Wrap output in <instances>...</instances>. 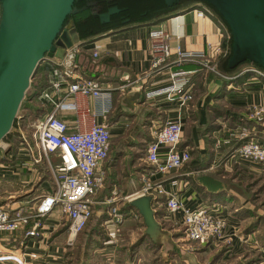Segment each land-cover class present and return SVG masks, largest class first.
Returning a JSON list of instances; mask_svg holds the SVG:
<instances>
[{
  "label": "crops",
  "instance_id": "crops-1",
  "mask_svg": "<svg viewBox=\"0 0 264 264\" xmlns=\"http://www.w3.org/2000/svg\"><path fill=\"white\" fill-rule=\"evenodd\" d=\"M193 9L202 10L203 14H197L196 10ZM157 27H162L170 33L169 43L171 46L179 43L185 50H202L208 45L217 43L222 45L223 40L227 39L229 35V30L223 20L209 7L198 3L192 8H186L156 21L129 24L118 30L97 35L90 40L79 39L81 44L74 43L66 49V51H74V66L72 67L74 76L95 78L102 88L111 92V110L106 114V117L97 116L96 121L106 122L111 133L115 131L125 143H128V150L123 152L120 157H116V160L128 157V170L133 169L138 176L137 180L131 177L121 184L117 183L115 179L110 177V174L113 173L118 162L111 160L109 153V157L102 167L104 172L103 185L94 195L92 216L98 214V211L94 212V208H102L103 210H99L100 226L105 225L106 228H113L115 223L110 220L108 214L110 202L106 199H115V196H110L114 192L119 199L116 206L122 207L130 198L140 194L138 189L141 185V177L148 174L151 179L161 181L166 188L171 189L179 198L190 205L201 203L218 205L227 220L226 239H231V251L238 253L244 247L241 238L237 236L242 219L239 212L236 211L244 206L250 207V204L247 201L243 202L244 195L233 196L231 185L226 182L223 170L231 169V167L226 168L228 167L227 164L230 166L237 164L243 169L247 168L256 174H260L264 173V166L229 159L228 152L231 148L224 141L230 136V132L238 126L242 124L251 125V122L245 120L243 115L253 104H264V79L253 77L249 72L240 73L241 69L230 79L223 78L213 71L198 74L193 88V99L187 108H178L175 103L167 101L163 95L148 96L147 91L167 84L170 80L168 70L149 72V55L147 53L151 43L149 30ZM94 50L97 51L95 56L93 55ZM49 60L53 65L64 67L63 58L53 56ZM181 65L185 68L198 67V64L193 61H184ZM171 67L173 69L178 66L172 64ZM49 70L50 64L41 62L32 76L33 88L30 93H34L40 84L45 83L39 93L31 95L29 99L31 102L36 100L37 107H39L37 117L51 110L52 107L51 103H47L39 97L40 92L48 87ZM120 84H127L124 91L119 89ZM135 92H138L135 99L132 101L125 99L126 95ZM88 103L91 109L98 107L93 97L88 98ZM61 115L70 125L74 123L76 118V113L73 111H62ZM178 115L183 122V137L179 143V148L189 149L190 159L179 168L166 174L151 173L152 167L144 159L146 144L153 138L150 129L154 125L158 126L163 123L166 118H175ZM256 127L258 134L264 135V127L257 124ZM217 140L220 141V146L216 145ZM138 146H141L140 153H138L139 148L137 150L134 148ZM12 152L16 153V151ZM18 153L13 158L18 162L14 161L7 168L0 167V175L14 178L22 182L23 185L28 184L27 188H29L33 184V175L36 174L31 169L38 164L32 163L29 158H22L21 154ZM133 157L137 161L141 160V162L136 163ZM1 159H3L2 152H0ZM222 161L225 166L224 169L221 168ZM133 172H129V174L132 175ZM207 175L213 176L218 183L211 184L205 178ZM42 185V187L47 186V183ZM35 197L29 195L27 198L22 197L20 199H30L33 202ZM156 197L158 200H154L152 203L153 207L158 210L156 218L162 224L163 229L170 234L171 242L174 244V247L167 252V259H164L161 254L163 246L153 242L148 235L144 236L143 218L140 217L136 209L129 208L127 213L123 211V220L116 223L120 225V229L122 228L121 234L130 244L141 243L145 254L151 255V262L147 264H156L155 257L157 256L162 259L161 264H173V262L176 264V259L180 256L183 257V255L186 256V259H181L184 264H194L191 254H188L183 247L181 248L176 241L177 238L181 237L179 233H182L178 230L182 225L180 213L174 216L169 215L165 206L164 195L160 194ZM233 205L235 208L231 209L230 207ZM107 206L108 208H106ZM134 219L143 228L136 238L137 240L132 242L134 229L130 226H133ZM64 221L57 215L47 216L45 223L53 226L48 241L46 243L42 240L38 242L37 237L24 239L26 243L24 249L27 251L39 250L41 258L37 260H31L27 256L24 258L30 260L31 264H41L39 261H43L44 264H66L67 237L66 229H62L66 224ZM22 237V232L19 231L18 238ZM59 238H62L60 242H58ZM2 245L4 248L13 249L16 253H20L19 251L23 248L18 245V242L14 243L10 240H5ZM140 249L117 248V245L111 242L102 248H94L89 254V260L95 255L104 256L106 260L104 263L87 262L86 258L84 264H143L144 262L138 261V257L133 256V252L135 255H139ZM123 255L126 256L125 259L119 263L116 256L121 257ZM0 264L19 263L13 259H0Z\"/></svg>",
  "mask_w": 264,
  "mask_h": 264
},
{
  "label": "built area",
  "instance_id": "built-area-1",
  "mask_svg": "<svg viewBox=\"0 0 264 264\" xmlns=\"http://www.w3.org/2000/svg\"><path fill=\"white\" fill-rule=\"evenodd\" d=\"M193 10L197 14H203L202 10ZM149 36V72L168 70L170 80L167 84L147 91L148 96L163 95L178 108H187L193 99L198 74L213 71L223 78L234 77V74L224 73L217 67L218 57L227 51L220 43L208 45L202 50H185L179 43L171 46L170 33L162 27L150 29ZM65 54L62 57L65 68L53 65L49 60L53 56L41 61L50 64V70L48 87L40 92L39 97L51 103V110L37 117L30 134L19 129L16 153L6 149L11 142H6L7 146L2 152L0 167L7 168L8 162H14L13 158L19 152L22 158H29L34 164L43 165L44 162L48 165L46 167L50 170L52 180L51 183L47 181L48 185L41 188V193L33 202L30 199L15 198L14 193H9L4 200L0 197V259L31 264L24 256L31 260L41 258L39 250L24 249V239L37 237L38 242L42 240L46 243L53 230V226L45 223L50 215H57L65 220L67 242H70L92 217L94 195L104 182L102 167L111 149V130L106 122H97L96 117H106L112 108V95L109 90L102 88L97 79L74 76V51L68 50ZM93 55H97L96 50ZM184 61H193L198 67L185 68L181 65ZM172 64L178 67L172 69ZM243 72L264 79V68L257 64H247L240 71ZM126 85L120 84L119 89L124 91ZM89 97L96 100V109H91ZM62 111L76 113L72 125L62 117ZM243 118L250 121L251 125L238 126L224 141L231 148L228 152L229 159L264 166V135L258 134L256 127V124L264 127V104L250 106ZM150 130L153 138L146 144L144 159L151 165V173L166 174L190 159L189 149L179 148L183 137L180 115L166 118L163 123L152 126ZM240 140L242 142L234 144ZM216 145H221L219 140ZM50 154H55L58 160L52 163ZM35 170L36 167L31 169ZM138 192L153 196L164 195L168 214L174 216L180 213L183 233L189 240L211 243L225 234L227 220L218 205H190L166 188L161 181L151 179L148 174L142 175ZM106 200L110 202L113 199ZM108 214L115 224L124 218L116 205L109 207ZM19 231L22 232V238H18ZM5 240L18 242L23 247L20 253L4 248L2 244ZM39 263L44 264L43 261Z\"/></svg>",
  "mask_w": 264,
  "mask_h": 264
},
{
  "label": "water",
  "instance_id": "water-1",
  "mask_svg": "<svg viewBox=\"0 0 264 264\" xmlns=\"http://www.w3.org/2000/svg\"><path fill=\"white\" fill-rule=\"evenodd\" d=\"M75 0H0V140L10 130L20 103L39 63L46 57L62 58L68 47L81 44L72 21L65 24ZM179 0H165L173 5ZM218 11L231 38L227 67L251 61L264 68V0H206ZM193 7V6H192ZM191 7V8H192ZM118 10L111 7L101 14L107 21ZM75 37L64 40V29ZM138 92L125 96L132 101ZM156 196L139 194L128 200L138 210L145 225L144 234L158 245L167 259L174 247L170 234L157 220L152 205Z\"/></svg>",
  "mask_w": 264,
  "mask_h": 264
},
{
  "label": "rangeland",
  "instance_id": "rangeland-1",
  "mask_svg": "<svg viewBox=\"0 0 264 264\" xmlns=\"http://www.w3.org/2000/svg\"><path fill=\"white\" fill-rule=\"evenodd\" d=\"M92 1V0H90ZM78 6V5H77ZM99 6V3L93 0V10H96ZM75 9V8H74ZM63 38L65 42L71 41L72 38L75 37V32L72 28L64 29ZM218 67V66H217ZM32 78L30 79V83L32 82ZM30 85V84H29ZM29 87V86H28ZM39 107H37L36 100L32 102L28 99V93L25 92V95L20 103V106L17 111V116L12 123L10 130L5 134V136L0 140V152L5 150L6 142L9 141L13 137V133H19V129H23L26 133L30 134L31 131L34 129V122L37 119ZM11 145H19V138L14 142L10 143ZM10 145L6 147V149H11L12 146ZM128 143H125L122 140L118 133L115 131L111 133V149H110V158L111 160L116 161L115 168L113 169V173L110 174V177L115 179L117 183L129 180V178H133L134 180L138 179L136 175V171L133 169L128 170V157H123L121 160H116V157H120L121 154L128 150L127 147ZM141 146L134 147L136 150L139 148L141 152ZM11 151H13L11 149ZM136 152H134L135 154ZM119 155V156H118ZM137 155V153L135 154ZM134 158V157H133ZM50 161L56 162L58 159L55 154L49 155ZM17 161L18 160H14ZM134 161H137L134 158ZM11 162H8V165H11ZM140 165V164H139ZM137 165V166H139ZM237 167H234V166ZM43 162L42 167L40 164L36 166V170L32 171L36 174L33 175L32 178V186L28 187V184H24L19 182L18 180L1 176L0 175V197L2 200L6 198L9 193H14L16 195L15 198H22L31 195L37 196L41 193V188L43 183H51V175L50 170L46 167ZM221 168L224 169L223 161L221 162ZM229 168L228 171H224L226 182L231 185L233 196L244 195L245 199L243 202H248L250 207H242L237 209L239 214L241 215L242 223L240 228L237 232V236H239L241 241L243 242L244 249L239 251L238 253H234L231 251V239H226V235L224 234L223 237L219 238L216 242H204L200 243L197 241L189 240L184 236L183 233V226L180 225L178 228L179 233L181 234L180 238H177L176 241L179 243L180 247L186 249L188 254H191L193 258L194 264H264V246L260 243V239L262 238L264 243V173L256 174L254 171H250L247 168L243 169L239 167L237 164H233L230 166L227 164ZM134 171V172H133ZM129 172H133V174H129ZM49 176V177H48ZM3 177V178H2ZM48 185V184H47ZM27 189V190H26ZM231 191V192H232ZM115 196V199L111 200L109 206L117 205L116 203L119 202L118 195L114 192L111 193L110 196ZM109 199V198H108ZM236 204V203H235ZM108 208V206L106 207ZM104 207V209L106 210ZM231 209L235 208V205L230 207ZM230 209V210H231ZM99 210H103L100 207L94 208V212L98 211V214L92 216L85 228L78 232L76 236L70 241L67 242L66 249H65V263L66 264H84L87 258V262L91 263H104L106 260L104 256L95 255L94 257L88 259L91 254L92 250L97 247H103L104 245L113 244L117 245L118 247H130L132 250L140 249L139 255H135L133 252V256L138 257V261L140 263L144 262L143 264L150 263L151 255H146L145 251L141 247L140 244H130L126 239H124L123 235L121 234L120 225L115 224L113 228H106L104 226H100L99 219L100 213ZM114 224V223H113ZM133 226H130L134 229V233L132 235V242L137 240L142 226L138 225L134 219ZM138 227H137V226ZM98 227V228H97ZM135 227V228H134ZM100 228V229H99ZM101 230V231H100ZM62 238L58 239L60 242ZM65 244V243H64ZM182 253V252H181ZM19 256V254L17 255ZM119 263H122L125 259L123 256H116ZM177 258L176 264H184V262H180L181 259L185 258L186 256ZM186 259V258H185ZM155 263L161 264L162 259L157 256L155 257ZM171 264V263H170ZM175 264V262H173ZM186 264V263H185Z\"/></svg>",
  "mask_w": 264,
  "mask_h": 264
},
{
  "label": "trees",
  "instance_id": "trees-1",
  "mask_svg": "<svg viewBox=\"0 0 264 264\" xmlns=\"http://www.w3.org/2000/svg\"><path fill=\"white\" fill-rule=\"evenodd\" d=\"M99 3L96 10H93V0H75L73 4V10L68 14L65 24L72 21V25L76 31L78 39L80 40H90L97 35L107 33L109 31H115L129 24H140L147 23L151 21H156L162 17L172 15L178 11L184 10L186 8L202 3L214 11L221 20L222 17L206 0H179L173 5L166 4L165 0H94ZM78 5V6H77ZM111 7H117L118 10L110 15L109 20L103 21L101 19V14L107 12ZM75 8V9H74ZM224 22V21H223ZM225 23V22H224ZM226 25V24H225ZM222 46L227 49L226 53L221 55L217 61V66L219 70L227 74H236L240 69L249 63H254L251 61H243L239 63L234 68L227 67V59L231 52V38L223 40ZM255 64V63H254ZM45 86V83L40 84L34 93H30L33 88V83L31 82L26 92L28 93V99L31 95H37L39 91ZM15 120V119H14ZM14 122V121H13ZM5 136V135H4ZM17 139V133H13V137L9 139L8 142H14ZM234 144L237 145L238 143ZM12 150L16 151L17 146L11 145ZM211 184H217V180L213 176H205ZM129 208L132 207L129 202H125L119 210L122 213H127ZM135 209V208H134ZM137 210V209H136ZM124 211V212H123ZM138 211V210H137ZM158 214V213H157ZM156 214V216H158ZM140 215V213H139ZM141 217V215H140ZM67 225H64L62 229H65ZM98 228V227H97ZM100 229V228H99ZM101 231V230H100ZM145 236V234H144ZM260 239V243L264 246V243ZM183 263V260H180Z\"/></svg>",
  "mask_w": 264,
  "mask_h": 264
}]
</instances>
